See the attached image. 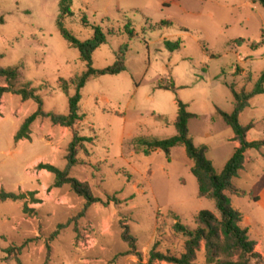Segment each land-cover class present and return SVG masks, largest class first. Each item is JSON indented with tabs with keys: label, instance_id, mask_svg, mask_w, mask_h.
Wrapping results in <instances>:
<instances>
[{
	"label": "rangeland",
	"instance_id": "1",
	"mask_svg": "<svg viewBox=\"0 0 264 264\" xmlns=\"http://www.w3.org/2000/svg\"><path fill=\"white\" fill-rule=\"evenodd\" d=\"M59 2L0 0V69L20 67L23 76L15 89L32 84L44 112L67 116L76 88L71 86L68 96L60 80L81 76L87 65L61 35ZM72 11L64 25L76 38H92L93 26L107 36L108 43L93 56L95 69L113 66L120 49H129L125 72L91 79L82 90L83 120L74 128L95 141L87 145L89 156L81 152L82 165L71 176L88 182L102 202L81 216L83 197L69 186L52 188L54 176L38 166L67 167L73 130L39 119L31 127V139L17 142L16 134L39 105L5 94L0 102V191L37 192L39 203L31 197L0 202V264H17L16 259L20 264H150L153 251L180 257L186 238L174 232L177 220L195 229L200 212L216 213L214 203L199 197L184 147L174 149L168 159L160 151H138L137 140L175 136L181 101L198 116L189 123L195 145L209 147L216 172L224 170L236 143L218 109L231 114L230 86L251 93L264 75V8L249 0H73ZM128 24L133 36L126 31ZM166 40L181 41V50L170 52ZM172 82L178 90L159 89ZM240 122L256 125L249 141L264 140V95L250 101ZM246 158L234 185L248 195L228 196L242 215L241 227L264 256V149L250 150ZM60 225L67 226L49 242ZM126 227L137 239L134 254L128 255L131 247L123 239ZM25 243L9 261L6 251ZM194 263L206 264L204 246Z\"/></svg>",
	"mask_w": 264,
	"mask_h": 264
},
{
	"label": "trees",
	"instance_id": "2",
	"mask_svg": "<svg viewBox=\"0 0 264 264\" xmlns=\"http://www.w3.org/2000/svg\"><path fill=\"white\" fill-rule=\"evenodd\" d=\"M255 4H260L264 8V0H249ZM73 0H60V15L58 17V27L63 39L70 45L71 48L79 51L80 60L87 65V71L81 76L73 80H60L61 91L69 96L71 86H75L76 94L69 97V114L67 116L58 115L55 113H46L43 111V101L39 95V90L32 87V84H27L25 88L15 89L14 84L23 76L20 67H10L0 69V79L6 81L7 86H0V96L5 94H14L20 96L23 101L33 100L39 105V110L28 117L22 124L20 130L15 136V140L31 139V127L39 119H49L53 125L69 128L73 130V139L68 148L66 157L67 167L60 170L51 164H40L39 170H46L54 176V184L52 188L60 189L64 186H69L71 190L83 197L86 200V205L81 213L84 216L89 208L93 205L102 202L93 194L91 186L88 182H82L79 179L71 176V171L81 166L79 155L82 151L86 155H90L87 145L94 143V138L84 137L80 132L74 130L79 122L83 120L80 114V104L82 101V90L87 86L89 81L94 78L103 76H118L126 71V54L129 51L127 46L120 49L117 54L116 62L104 70L94 68L93 56L95 52L102 46L108 43V39L103 29L100 26H93L94 35L87 41H81L69 32L65 25V19L73 17L72 11ZM87 27L86 19L83 21ZM4 24L3 17L0 16V25ZM168 27H171L170 25ZM126 31L133 36L134 31L130 24L127 25ZM167 49L174 53L181 50V41L166 40ZM212 58L217 59L215 56ZM2 56L0 55V60ZM159 89L176 91L178 90L173 82L169 86H160ZM234 97V111L231 114L225 113L218 109V115L222 118L234 133L233 142L238 143L239 147L235 149V153L231 160L226 164L224 170L218 174L208 159L209 147L206 145L196 146L190 136L189 123L191 120L198 118L197 115L188 112V106L181 101H178V115L175 121V129L177 134L169 139H138V149L146 148L145 153L151 154L157 151L165 153L168 159H171V153L178 147H184L186 155L193 162L191 169L195 176L199 187V197L207 198L213 201L216 213L211 211H202L196 217V228L191 229L188 226L181 224L178 220L174 225L175 233L186 238L185 252L180 257L163 255L153 251L150 264L154 262H167L170 264H195L194 260L198 252L204 246L206 264H263L264 256L257 251V243L250 240L247 229L241 227L242 215L233 207L229 194L235 197H246L248 194L244 190L237 188L234 185V179L239 177L240 172L245 169L246 154L250 150L261 152L264 149V140L249 141L248 133L255 128V123L247 127L242 126L240 122L241 114L249 107L250 101L258 95H264V75L260 79L255 90L251 93L245 91L237 92L234 86H230ZM163 121L164 118H161ZM140 151V150H138ZM37 192L28 193H8L0 191V202L7 201H24L29 197L34 203H39L35 200ZM119 203V202H118ZM29 211L27 206L25 212ZM67 225H60L58 231L50 238L52 242L59 235V232ZM123 239L129 244L131 250L129 254H134L136 251L137 239L133 237L129 228H125ZM28 243L18 249L12 248L6 251L9 261L16 253H20ZM48 251H51V246L48 245ZM17 264L20 260L16 259Z\"/></svg>",
	"mask_w": 264,
	"mask_h": 264
},
{
	"label": "crops",
	"instance_id": "3",
	"mask_svg": "<svg viewBox=\"0 0 264 264\" xmlns=\"http://www.w3.org/2000/svg\"><path fill=\"white\" fill-rule=\"evenodd\" d=\"M1 87H6V86L4 85V86H1ZM3 100H5V95L0 96V102H3ZM3 119H5V118H1V120H3ZM248 140H249V139H248ZM21 142H25V140H22ZM237 147H239V144H238V143H236V148H237ZM38 161H41V159L37 160V161L35 162V164L38 163ZM43 173H45V174H47V175H51V173H49V172L46 171V170H43ZM29 192H30V191H29Z\"/></svg>",
	"mask_w": 264,
	"mask_h": 264
}]
</instances>
